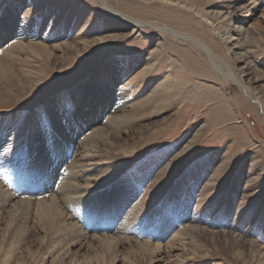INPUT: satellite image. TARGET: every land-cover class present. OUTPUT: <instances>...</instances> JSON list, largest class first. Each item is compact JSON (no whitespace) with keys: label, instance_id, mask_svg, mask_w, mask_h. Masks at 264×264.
<instances>
[{"label":"rangeland","instance_id":"rangeland-1","mask_svg":"<svg viewBox=\"0 0 264 264\" xmlns=\"http://www.w3.org/2000/svg\"><path fill=\"white\" fill-rule=\"evenodd\" d=\"M109 1L203 42L264 102L263 1L250 18V0ZM21 27L23 36L10 41ZM132 32L98 0H0V36L10 41L0 52V181L20 197L17 188L27 181H12L32 162L38 141L48 140L57 122L92 119L91 106L107 89H127L126 110L101 117L119 128L94 151L104 166L98 192L126 191L135 214L126 234L111 231L113 224L87 230L90 238L67 247L70 254L79 264H264L263 110L191 43L148 29L129 38ZM225 33L236 40L224 44ZM88 121L80 122L88 131L67 144L69 163L81 159ZM31 222L19 240L23 233L0 221V264H60L59 253L43 246L46 219ZM75 223L86 230L80 219ZM103 236L119 245H99Z\"/></svg>","mask_w":264,"mask_h":264},{"label":"bare ground","instance_id":"bare-ground-1","mask_svg":"<svg viewBox=\"0 0 264 264\" xmlns=\"http://www.w3.org/2000/svg\"><path fill=\"white\" fill-rule=\"evenodd\" d=\"M166 1L174 3L175 5H184L179 2V0ZM261 1L264 2V0H250L249 4L245 6L246 9H249L246 18L252 16L251 10L260 8ZM98 2L110 18H113L116 22L133 27V32L129 35V38L140 31L148 29L152 32H160L161 34L168 35L177 41L189 42L196 48L207 53L215 71L230 79V81L232 80V82L243 91L246 98L258 107H261L264 112V102L261 97L252 92L249 87L244 84L242 77L236 74L231 67H223L224 64L222 61L215 56L212 50L203 42L198 41L190 35L177 32L169 26L149 23L134 16L122 13L112 5L109 0H98ZM220 20H222V17L216 18L217 22ZM20 29L21 31H15L13 33L14 35H8V39L12 37L10 40L12 41L17 40L19 36H23V28L21 27ZM3 32H12V30L7 29ZM227 35L228 33H225L222 37L224 44H231V41L236 40L233 38L232 34ZM4 40L5 38L0 36V49H2L0 52L3 51V47H6L10 42ZM104 40L106 42L110 41L109 39ZM239 43H232V46H237L238 48ZM7 49L9 48H6V50ZM155 54H159V50H156ZM11 57L13 58V56ZM246 61L250 63L248 59H246ZM131 96L132 91L127 89L120 90V93L116 92L114 94H112L111 90L107 89L103 93L104 98L99 100L95 106H91L92 111L90 114L93 115V118L91 119L88 115V117L84 116L80 118L81 120L85 118L89 120L86 124L90 127V134L84 137L82 141L84 151L80 153L79 156L81 159H79V161L75 159V157L70 163L68 162V157L71 152H69L70 148L68 147L70 145L67 146V144H70L74 138H79V136L83 135L88 130H84V127L80 124L81 120L78 118H76V120L69 119L70 122L67 124L68 126L66 125L65 127L62 126L61 122L58 123L56 121L57 125L52 136L45 142L41 140V142L38 141L39 145L37 146L35 155L32 156V162L28 164L25 170L19 168L21 174L16 178L18 181H12V183L17 186H19L18 183L23 179L27 181V185L17 188L20 197H17L18 195L15 196L12 189H6L0 181V221L6 219L10 230L23 233L20 235L19 240H23L26 236L25 230H28V224L31 222L32 218L34 219L33 223L38 225H41L40 222L46 219L50 234L47 239L48 243L43 246L45 247L46 245V249L49 250L51 254L59 253L57 257L60 264L67 261L69 264H79V260L70 254L71 252L67 247L83 246L82 242L90 238L87 230L91 233L98 231L103 232L106 230L107 224H113L111 231L120 235L127 233L133 215L135 214V206L132 209H128L131 200L127 197L126 191L112 192L109 197L98 192V186L104 179L102 177L103 173L101 172L104 166L97 160L98 156L94 149L98 148V145L102 142L107 141L110 130L118 129L120 126L117 120L103 123L101 118L102 115L106 111L110 114L113 109L114 113L124 112L127 105L132 101ZM190 146H192V144H190ZM77 153L79 154L78 151ZM74 156L76 155L74 154ZM66 163L69 165L63 169ZM5 166V169L9 167L7 165ZM0 170L2 169L0 168ZM61 170H63L62 174L60 173ZM4 175L5 174H3V176ZM7 175L12 179L11 176L15 174L9 173ZM59 179H61V182H59L58 190L55 192L54 188ZM5 180L7 182V179ZM17 189L14 188L16 191ZM48 193H50L48 199L43 198L36 203L32 202L31 199H27V197H39ZM76 219H80V221L83 222V226L86 227V230L75 223ZM43 230L44 229L41 227L40 232L43 233ZM170 231L169 228L165 229L166 234ZM99 241V245L103 247L107 246L109 249L112 248L113 244L114 247L119 245L118 243L115 244L117 240L111 236L98 238V242ZM17 246H20V244L15 247ZM137 247L140 249L147 248L157 251L160 245L153 246L149 243H139ZM101 255H103V258L105 254L103 253ZM35 261L33 263H35Z\"/></svg>","mask_w":264,"mask_h":264}]
</instances>
